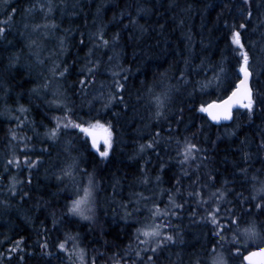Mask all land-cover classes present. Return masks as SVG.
Instances as JSON below:
<instances>
[{
    "label": "trees",
    "instance_id": "16d2710c",
    "mask_svg": "<svg viewBox=\"0 0 264 264\" xmlns=\"http://www.w3.org/2000/svg\"><path fill=\"white\" fill-rule=\"evenodd\" d=\"M66 1L69 5V0H54L55 12L47 17V24L56 25L45 28L53 65L27 53L29 41L43 38L44 30L30 33L22 28L28 20L34 25L44 24L40 13L26 18L24 9L37 2L47 8V0H11L9 5L0 4V27L5 28L0 36V264H72L58 245L77 234L90 257L105 254L103 259H96V264H113L116 254L124 257L121 264H139L134 256L125 254L132 249L137 229L150 210L147 203L163 206L169 196L166 190L175 192L177 180L180 195L175 197L176 201L185 206L193 204L190 209H195L182 214L177 225L187 240L165 252L158 250V258L153 256V262L195 264L198 254L214 240L213 226L207 220L205 204L188 193L212 194L227 179L230 190L243 192L247 197L252 191L251 176H258L256 187L264 181V149L259 147L264 139V105L251 120L241 110L235 113L231 124L223 126L211 123L197 110L230 94L225 88L236 79L233 65L239 50L231 39L237 30L253 57L257 73L254 88L264 95V0H81L79 6L65 10L62 4ZM8 7L15 8L16 14L11 24H4ZM241 24L246 27L241 29ZM101 30L109 41L107 47L97 38ZM116 34L119 40L113 43ZM90 61L98 62L96 82L82 92L79 82L86 79V67L92 66ZM220 66L226 69L225 83L216 87L213 82L201 89V82L212 81ZM65 67L68 71L59 76ZM113 71L128 77V108L114 104L108 111H101L104 98L115 90L111 88ZM55 87L58 95L53 92ZM164 92L171 96L168 119L158 121L153 119L154 96ZM101 93L103 96L97 98ZM56 101L67 104L71 109L68 116L73 121L90 120L97 112L112 121L118 143L108 160H102L90 148L85 150L87 138L78 129L63 130L57 140L45 135L55 127L54 118L63 119L65 115ZM21 106L28 111L21 112ZM178 108L184 109L180 123L179 116L173 119ZM114 113H120L118 119H113ZM154 132L160 133L159 143L141 153L140 146L149 143ZM232 132L236 134L230 135ZM169 135L174 137L170 142ZM186 142L206 150L197 153L196 161L190 165L181 163ZM25 156L39 163L29 169ZM203 156L208 157L204 161L207 167L202 164L197 169ZM73 157L79 161L74 172L77 180H58ZM14 158L20 161L19 168L7 163ZM243 168L248 170L247 178L240 174ZM85 169L100 185L93 223L68 215L65 207L73 198L75 186L87 183ZM209 173L216 177L215 181L208 179ZM145 176L148 182L142 183ZM157 176L161 177L159 182ZM12 177L23 181L16 185L15 194L10 191ZM24 192L28 195L21 199ZM236 200L237 195L229 191L227 200L215 205L221 213L225 209L242 211ZM131 212L138 217L136 222L130 219L131 215L127 218L126 213ZM45 243L47 248L43 247ZM69 243L70 240L67 248ZM13 248L18 250L10 251ZM227 249L225 244L229 264H244L241 255L229 256ZM178 251L187 261L176 258ZM142 253L147 263V256ZM210 255L202 257V261H210Z\"/></svg>",
    "mask_w": 264,
    "mask_h": 264
},
{
    "label": "snow or ice",
    "instance_id": "6c2138e0",
    "mask_svg": "<svg viewBox=\"0 0 264 264\" xmlns=\"http://www.w3.org/2000/svg\"><path fill=\"white\" fill-rule=\"evenodd\" d=\"M0 4L9 5V0H0ZM40 9L45 8L44 4L39 5ZM35 11V5L27 7L24 9V12L31 14ZM53 11L52 0H47V13L51 14ZM143 11V9H140ZM5 12L7 14L4 24H11L13 16L16 14L15 8H6ZM10 13V14H8ZM252 13L249 11L248 16L251 17ZM27 27V25H25ZM36 28L40 27L39 25L35 26ZM43 27H56L53 23L51 25L45 24ZM246 26L244 24L240 25V28L243 29ZM35 30V28H34ZM5 33V28L0 27V36H3ZM97 38L102 42V45L107 47L109 41L104 39L102 30L97 33ZM113 43L119 40V34H116L112 38ZM232 44L236 45V48L239 50V55L237 56L236 64L233 65V70L236 72V79L227 84L225 91L230 93L225 99H222L219 103H212L207 106L201 105L197 110L202 113H207L212 121L219 123L222 120L231 121L234 119L233 109H243L245 114L251 120L252 116L255 115L257 110L260 108V105H264V95H261L258 90L254 88V80L257 79V73L253 67V57L250 56L249 52L246 50L245 43L242 41L241 32L234 31L232 33ZM35 43V41H33ZM83 43V41H81ZM91 55V52L89 53ZM111 60L112 58L109 57ZM15 60V58H14ZM14 62V61H13ZM91 67H86L88 73L85 80H81L80 87L81 91L84 90L91 84H94L95 81V71L98 67V62H91ZM223 64V61H222ZM68 71L67 67L59 72V76L63 77ZM124 71H128L124 69ZM113 81L111 88L115 89L114 91L110 90L107 96L104 98V103L102 105L101 111H108L112 108L114 104L121 105L123 109L128 108V104L125 101L126 81L128 77L126 75L121 76L120 72L113 71ZM227 76L226 69L223 66L219 67L218 73L213 76L212 81L201 82V89L209 86V84L215 82L216 87H220L221 84L225 83V77ZM120 77V79H115ZM184 79L183 74L180 77ZM124 81V82H121ZM47 87V85H45ZM103 87V85H101ZM103 96V93H101ZM156 111L153 114V119L155 120H167L169 104L171 102V96L168 92L162 93V95L154 96ZM57 106L63 107L65 110V115L63 119L61 117H55V127L48 130L45 134L52 140H57L59 135L63 130L67 129H78L80 133H85L87 138L84 141V148L88 150L89 148L94 150V153L97 154L102 160H108L111 155L114 154L115 146L118 143V132L116 126L112 123L111 120H108L106 117L102 116L97 112L96 116L92 117L90 120H84L82 122L73 121L68 113L71 112V109L68 108L67 104H63L62 101H56ZM21 112H27L28 109L21 106L19 109ZM264 110V109H262ZM183 108H178L176 115L173 116V119H176V116H179L177 123L183 121ZM120 113H114L113 119H118ZM79 119V118H78ZM99 130V131H98ZM171 133V127L168 129ZM235 132L230 133V135H235ZM12 138L17 139L16 133H12ZM174 137L169 135L167 140L170 142ZM23 139V137H21ZM90 141V143H89ZM160 141V133L154 132L153 139L146 145L140 146V152H144L145 149H154V147ZM180 143L179 140L176 141ZM70 143V142H69ZM259 147L264 149V139L261 140ZM206 150L199 148L196 144L191 142H186L183 150V159L181 160L182 164H191V162L196 161L197 153H202ZM245 153V157H247ZM207 156H203L202 159L197 162V169L203 164L204 167H207V164H204V161L207 160ZM9 165L15 164L17 168L20 167V161L18 158L8 160ZM24 163H26L29 169L37 166L39 161H29L28 157L25 156ZM79 167V161L76 157L72 158V162L67 165L66 168L62 169V175L58 176L57 179L63 181L65 177L72 179L74 181V172ZM163 170V168H161ZM84 173L88 176L87 183L84 185H76L73 191V198L66 204V212L68 215L73 217H79L80 220L88 221L90 223L95 222L97 214V194L100 191V185L95 180L94 175L87 173V170H83ZM247 169L243 168L240 170V174L247 178ZM184 175L187 176L188 172L185 171ZM156 181L161 180L160 176H157ZM208 179L210 181H215L216 177L212 176L211 173L208 174ZM199 181V177H197ZM252 182V191L249 196L245 197L243 192L236 193L234 190L228 188L229 181L224 180V186L220 189H217L216 192L211 194L214 204H221L227 200L229 191H232L233 195H237L236 204L242 208V211H237L236 209H225L221 213L220 207L212 208L209 211L207 220L213 226L211 231L214 237V240H210L208 244L203 248L202 252L198 254V257L195 261V264H209L208 260H203L202 257H208L210 255V264H228V261L223 252H217V246L223 248L227 244L229 256H240L242 255L241 249H243L248 254L242 256V260L246 261L247 264H255L256 257H264V246L259 247V251H251L249 245L251 244H264V220H260V217H264V181H259V187H256V182L258 181V176L253 175L250 177ZM147 177L145 176L142 183H147ZM23 181L17 180L16 177H12L11 188L13 194L16 191V185L21 184ZM28 183H31L29 178ZM177 187L176 191L172 192L171 189H168L169 196V206L164 210H161L158 206L155 207V210L152 211L153 223L146 227H141L137 229L136 241H137V250L135 251V256L138 258L139 264H146L144 257L141 256V252L145 253L147 256V264H154L153 256H157L158 250L162 251L170 245L177 243H183V235L178 229L177 225L172 223L171 217L177 215L176 210L183 207L182 204L177 203L176 196L180 195V181L176 182ZM207 187V185H204ZM28 195L27 192H24L21 196V199ZM189 196H194L199 198L201 203H207L203 198V194L200 191H193L188 193ZM142 196V194H141ZM126 215H130L127 214ZM160 219L161 223H156V220ZM55 223V220H54ZM231 234V235H229ZM143 237V239H141ZM68 240L73 241L72 249L66 247ZM79 237L77 235H70L66 238L65 242L59 243L58 247L67 252L69 257H76L79 261V264H96V257L93 256L86 260V251L84 248L79 246ZM143 245L144 247H141ZM44 248H47V243L43 245ZM17 248H13L10 251L15 252ZM234 250V251H233ZM151 252L152 255L148 256L147 253ZM51 255V253H48ZM103 253L100 254V258L103 259ZM158 258V256H157ZM22 259V257H21ZM124 259L123 256L116 254L113 259V264H121V261Z\"/></svg>",
    "mask_w": 264,
    "mask_h": 264
},
{
    "label": "rangeland",
    "instance_id": "374dc122",
    "mask_svg": "<svg viewBox=\"0 0 264 264\" xmlns=\"http://www.w3.org/2000/svg\"><path fill=\"white\" fill-rule=\"evenodd\" d=\"M11 0H9V2H10ZM80 2H81V0H69V5H68V1H66V3L65 4H62L63 5V7L64 6H66L64 9L65 10H67L66 8L67 7H70L71 9H73V8H75V6H79V4H80ZM52 4H53V9H54V0H52ZM34 5H35V11H33L31 14H25V17L26 18H28L29 16H31L32 17V15L35 13V14H37V13H40V15H39V17H40V19H41V21L44 23V24H47V17H48V13H47V8L45 7L43 10H41L40 9V7H39V5H40V2H37V3H34ZM32 6V5H31ZM63 9V8H62ZM61 9V10H62ZM64 10V11H65ZM55 12V10H53L52 11V14ZM35 15H33V17H34ZM44 24H40L39 26L40 27H38V28H36L35 26H37V25H34V22L32 21V20H28V21H25L24 22V24L22 25V28L23 29H25V30H28V31H30V33H35V32H39L41 29H43L44 30V32H45V27H43V25ZM25 25H27V27H25ZM34 28H35V30H34ZM47 31V30H46ZM46 34L44 35V37L43 38H39V37H35V43H33L31 40L29 41V47H27L28 48V50H27V53H28V55L30 54L33 58H37L38 60H40V61H43V60H45V61H48L49 63H50V65H53L54 63H55V60H54V56H53V53H52V51H51V48H50V44L47 42V41H49L48 39L49 38H47V33L48 32H45ZM31 35H33V34H31ZM36 36V35H35ZM29 37H31V36H29ZM29 40V39H28ZM58 43H60V41L58 40ZM37 64H39V62L37 61ZM27 65V64H26ZM25 65V66H26ZM57 89V87H55V90ZM99 90V88H98V86H97V89H96V91H98ZM7 91V90H6ZM54 92V94H56V95H58L59 93H58V91L56 90V91H53ZM97 98H101V95H99V94H97ZM62 101L64 100V94L62 95ZM99 131V130H98ZM85 138H87V135L85 134V133H81ZM88 139V138H87ZM90 142V141H89ZM72 180V179H71ZM74 180L76 181L77 180V177H74ZM211 196V194H209V195H207V194H204L203 195V198L204 199H206V201H207V203H204L205 204V208H204V211H205V214H206V217L208 216V213H209V211H211L212 210V208H215L217 205H215L214 203H213V199L214 198H212V197H210ZM177 203H179V204H182L183 205V207H181V208H179V209H177L176 210V212H177V215L176 216H174V217H171V220H172V223L174 224V225H180V217L182 216V214H186V213H188V212H195V209H190V208H192V206L194 207V205L193 204H190V206H185L184 205V203H182V202H179V201H177ZM148 205H151L150 206V210L148 211V212H146L147 214L144 216V219H143V221H142V226L141 227H146V226H149V225H151L152 223H153V219H152V211H154L155 210V207H156V205L161 209V210H164L166 207H168L169 206V200H167L166 201V203L163 205V206H159V204L157 203H155L156 205H154V203L153 204H149V203H147ZM152 205H154L153 207H152ZM208 206V207H207ZM185 208L187 209V211L185 212ZM130 219L132 220V221H137V219H138V217L137 218H135L134 216H133V212H131L130 213ZM127 218H129V215H128V217ZM176 218H178V219H176ZM162 221L160 220V219H157L156 220V223H161ZM140 227V228H141ZM229 235H231V234H229ZM141 239H143V237H141ZM183 240H184V242L187 240V237H183ZM79 242V246L80 247H82L81 246V244H80V241H78ZM72 245H73V241H71L70 240V243H69V246H68V249H69V251H71V249H72ZM172 245H170V246H168V247H166L164 250H162L161 252H165V251H167L170 247H171ZM261 246H264V244H251V245H249V247H250V250H254V249H257V248H259V247H261ZM141 247H144L143 245H141ZM229 247V246H228ZM83 248V247H82ZM85 249V248H84ZM134 250H137V241H135L134 242V244H133V246H132V249H127L126 250V254H125V257H132V256H134V258L135 259H138L136 256H135V251ZM85 251H86V249H85ZM216 251L217 252H223L224 253V255H225V252H224V246H223V248L222 247H217V249H216ZM241 253H242V255H241V261H242V263H244L243 262V260H242V256H244L247 252H245L243 249H241ZM65 254H66V256L70 259V261L72 262V264H79V261H78V259L76 258V257H69V255H68V253L67 252H65ZM173 254V253H172ZM105 255V254H104ZM141 255L143 256V253L141 252ZM93 256H95L96 258H99L100 257V255H93ZM225 257H226V259H227V256L225 255ZM89 258H91L90 256H89V254L87 253V251H86V257H85V259L86 260H89ZM176 258L178 259V260H180V261H187V257L182 253V252H180V251H178L177 253H176ZM97 262V261H96ZM210 262V261H209ZM147 264V263H146ZM210 264V263H209ZM228 264H229V262H228Z\"/></svg>",
    "mask_w": 264,
    "mask_h": 264
},
{
    "label": "water",
    "instance_id": "95a60500",
    "mask_svg": "<svg viewBox=\"0 0 264 264\" xmlns=\"http://www.w3.org/2000/svg\"><path fill=\"white\" fill-rule=\"evenodd\" d=\"M220 102V101H219ZM219 102H212V103H219ZM212 103H210V104H212ZM241 110H243V109H237V108H234L233 109V116H235V113L237 112V111H241ZM205 115H206V117H207V119L211 122V123H213V124H215V125H220V126H223V125H229V124H231L232 122H233V120H231V121H227V120H222V121H220L219 123H217V122H215V121H212L211 120V118L207 115V113H204ZM251 251H259V248H257V249H254V250H251ZM248 253H246L244 256H246ZM255 259V264H264V257H260V256H258V257H256V258H254ZM244 262V264H247V262L246 261H243Z\"/></svg>",
    "mask_w": 264,
    "mask_h": 264
}]
</instances>
